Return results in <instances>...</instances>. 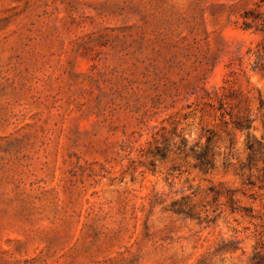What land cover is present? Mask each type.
Masks as SVG:
<instances>
[{"label":"rangeland","instance_id":"rangeland-1","mask_svg":"<svg viewBox=\"0 0 264 264\" xmlns=\"http://www.w3.org/2000/svg\"><path fill=\"white\" fill-rule=\"evenodd\" d=\"M264 253V0H0V264Z\"/></svg>","mask_w":264,"mask_h":264},{"label":"trees","instance_id":"trees-1","mask_svg":"<svg viewBox=\"0 0 264 264\" xmlns=\"http://www.w3.org/2000/svg\"><path fill=\"white\" fill-rule=\"evenodd\" d=\"M252 264H264V253L256 250L252 256Z\"/></svg>","mask_w":264,"mask_h":264}]
</instances>
